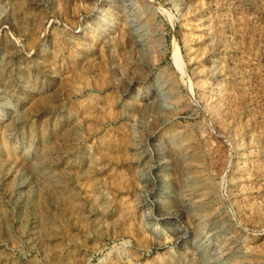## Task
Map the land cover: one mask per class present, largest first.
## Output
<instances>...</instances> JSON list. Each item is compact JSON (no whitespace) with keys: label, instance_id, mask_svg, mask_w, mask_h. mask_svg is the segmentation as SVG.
Returning <instances> with one entry per match:
<instances>
[{"label":"rangeland","instance_id":"1","mask_svg":"<svg viewBox=\"0 0 264 264\" xmlns=\"http://www.w3.org/2000/svg\"><path fill=\"white\" fill-rule=\"evenodd\" d=\"M0 264H264V0H0Z\"/></svg>","mask_w":264,"mask_h":264},{"label":"bare ground","instance_id":"2","mask_svg":"<svg viewBox=\"0 0 264 264\" xmlns=\"http://www.w3.org/2000/svg\"><path fill=\"white\" fill-rule=\"evenodd\" d=\"M4 22H5V21H4ZM149 48H150V47H149ZM178 71H179L180 74H184V73H183V70H182L181 68H178ZM171 75H172V74H171ZM178 76H179V75H178ZM176 78H177V76H175V79H176ZM176 82H180V81H177V80H176ZM172 83H173V82H172ZM171 85H172V84H171ZM176 85H177V84H175V86H176ZM175 86H174V87H175ZM169 89H170V88H169ZM174 89H175V88H174ZM174 91H175V90H174ZM176 100H177V99H176ZM173 102H174V101H173ZM192 146H193V145H192ZM198 146H199V145H198ZM183 148H186V147H183ZM181 149H182V148H181ZM198 155H199V154H198ZM182 158H183V157H182ZM220 171H221V170H220ZM200 173H201V172H200ZM203 179H204V178H203ZM203 179H202V180H203ZM199 181H200V180H199ZM191 182H192V181H191ZM197 182H198V181H197ZM192 183H193V182H192ZM204 186H205V185H204ZM205 188L208 189L207 186H206ZM205 188H204V189H205ZM204 189H203V190H204ZM200 190H201V189H200ZM203 190H201V191H203ZM206 191H207V190H206ZM59 192H60V191H59ZM202 194H205V192L203 191ZM209 257H210V256H209Z\"/></svg>","mask_w":264,"mask_h":264}]
</instances>
